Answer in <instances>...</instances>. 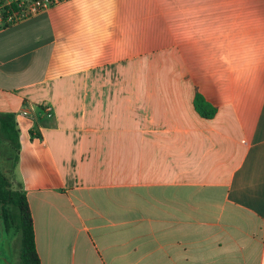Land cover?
I'll list each match as a JSON object with an SVG mask.
<instances>
[{"label":"crops","instance_id":"crops-1","mask_svg":"<svg viewBox=\"0 0 264 264\" xmlns=\"http://www.w3.org/2000/svg\"><path fill=\"white\" fill-rule=\"evenodd\" d=\"M6 113L41 264H264V0H65L0 30Z\"/></svg>","mask_w":264,"mask_h":264},{"label":"trees","instance_id":"trees-1","mask_svg":"<svg viewBox=\"0 0 264 264\" xmlns=\"http://www.w3.org/2000/svg\"><path fill=\"white\" fill-rule=\"evenodd\" d=\"M194 108L203 117H210L215 111L214 107L199 94L194 97ZM11 119L12 114L1 115V132L9 144L16 148L18 129L15 128ZM9 232L19 237L20 264H41L35 246L33 221L25 193L19 187H14L9 178L0 171V240L3 233Z\"/></svg>","mask_w":264,"mask_h":264},{"label":"built area","instance_id":"built-area-1","mask_svg":"<svg viewBox=\"0 0 264 264\" xmlns=\"http://www.w3.org/2000/svg\"><path fill=\"white\" fill-rule=\"evenodd\" d=\"M63 1L65 0H0V30L20 24ZM17 115L31 119L36 116L50 118L52 117V107L45 103L32 105L19 110Z\"/></svg>","mask_w":264,"mask_h":264},{"label":"rangeland","instance_id":"rangeland-1","mask_svg":"<svg viewBox=\"0 0 264 264\" xmlns=\"http://www.w3.org/2000/svg\"><path fill=\"white\" fill-rule=\"evenodd\" d=\"M19 247L20 240L17 235L3 233L0 240V264H20Z\"/></svg>","mask_w":264,"mask_h":264}]
</instances>
